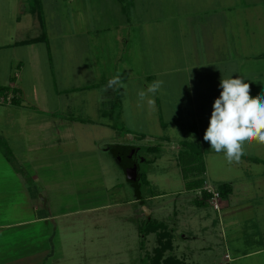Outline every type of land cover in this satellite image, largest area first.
<instances>
[{
  "label": "rangeland",
  "instance_id": "374dc122",
  "mask_svg": "<svg viewBox=\"0 0 264 264\" xmlns=\"http://www.w3.org/2000/svg\"><path fill=\"white\" fill-rule=\"evenodd\" d=\"M41 2L45 30L27 12L29 0H0V86L16 82L28 102L0 104V223L34 219V204L55 219L3 230L0 264H18L10 262L20 258L14 240L27 250L47 248L35 264H149L157 256L159 264H264V164L251 161H264V144L247 145L238 163L211 150L205 121L221 80L211 72L204 85L194 68L179 72L204 59L235 60L246 66L241 78L251 95L264 94V0ZM216 25L235 38L234 51L206 53L204 32ZM13 32L18 41L46 35L3 48ZM14 56L23 71L10 68ZM155 81L163 86L151 92ZM196 85L206 87V99ZM182 142L201 149L211 190L233 186L220 210L209 202L198 207L200 192L186 189ZM116 144L135 149L142 203L110 150ZM152 220L171 235L160 242V230L141 233Z\"/></svg>",
  "mask_w": 264,
  "mask_h": 264
},
{
  "label": "clouds",
  "instance_id": "9594fccd",
  "mask_svg": "<svg viewBox=\"0 0 264 264\" xmlns=\"http://www.w3.org/2000/svg\"><path fill=\"white\" fill-rule=\"evenodd\" d=\"M222 75V92L215 99L209 126L204 134L211 150L223 153L228 163L240 162L246 154V146L253 143L264 144V94L253 97L249 83L244 79ZM119 82V77L109 81V87ZM161 82L149 85L155 92ZM144 98L145 93H139Z\"/></svg>",
  "mask_w": 264,
  "mask_h": 264
},
{
  "label": "crops",
  "instance_id": "0c3cea01",
  "mask_svg": "<svg viewBox=\"0 0 264 264\" xmlns=\"http://www.w3.org/2000/svg\"><path fill=\"white\" fill-rule=\"evenodd\" d=\"M24 10L27 11L26 6H25ZM17 12H19V11H17ZM26 14L27 13L25 12L24 14H21V17H17V24L18 25H20V24L22 25V21H24V18L27 17ZM214 14H215L214 16L211 15L210 17H214V21L216 22L217 19H219L220 15H219L218 12H214ZM22 15H23V17H22ZM152 24L154 25V23H152ZM21 25L18 27L19 30L21 29ZM218 26L219 25H216V27L210 29L211 32H209L208 29H207V32H204L205 33L204 34L205 35L204 36V39H205L204 41L206 43V48H207V52L206 53H208L209 50L211 51L210 53H212V54H213V52L215 50L234 51L235 47H236L234 45V42H235L234 39L235 38L230 37L231 34L229 35V31H227L226 29L224 31H222V29L220 27H218ZM212 30H214L215 32L212 31ZM223 34H225V35L223 36ZM15 36H16V33L13 32V35H12L13 39H10L9 43L4 45V46H2V47L3 48H5V47H7V48L11 47L12 48V46H13V48H17V47L21 46V45H18L19 43H22L24 41L29 40V39H25V40H19L18 41V36L17 37H15ZM0 49H1V47H0ZM211 58H212V55H211ZM227 61L228 60H224L222 62H219V60L214 59V58L212 60L204 59L201 62L202 64H200L198 62V64L196 66H192V65L188 66V65H186V68L181 70V71H179V72L191 71V68H194L196 70V78L198 79L197 81H199L200 83H202L204 85H205V83H203V81H206V80H208L210 78L211 72L214 73L219 78V80H221L220 76L222 77V75L226 76V75L231 74L230 76H233L232 78H237V77L243 76L244 70H245V67H246L245 65L243 67H241V66L237 65L235 60H231L228 63H227ZM22 62L23 61L21 59H18V58H16L14 56L13 57V62L10 65V68L12 69L16 65L19 69H22ZM226 63H227V66L225 67ZM232 64H234V65L232 66ZM240 64L242 65L243 63L240 62ZM220 66H223V68H220ZM236 66H237V69L234 68ZM229 67H231V68H229ZM208 68H211V71H209ZM22 71H23V69H22ZM164 73L165 74H171V72H167V71H164ZM21 76H22V72L19 73V75L17 74L18 79ZM159 76L161 77L160 80H163V81L167 80V79H163V74H160ZM190 80L191 79H189V81ZM208 81H212V80H208ZM206 85L209 87V91H211L213 89L216 90V87H215V86H217L216 84L212 83V85L211 84H206ZM7 86H9L11 89H17L18 94L16 96H17V98H19L20 102L23 100V103H25V104L28 103L27 101H24L25 96L22 94V89L19 88V86L17 85L16 82L15 83L10 82V84L7 85ZM162 86L163 85H161V87ZM196 88H197V90L202 92L201 96H203L204 99H206L208 97L207 96L208 94L206 95L207 89H206L205 86L203 87L201 85H196ZM9 95H13V94L10 93ZM33 98H34V103H35L36 108L39 109L38 108L39 104H38L37 93L33 96ZM195 103H196V105H195V107H193L194 108L193 110L195 111V114H196V106H197L198 103L197 102H195ZM0 104L8 105V106L11 105L5 98L0 99ZM193 104H194V101H193ZM208 106H210V102L208 103ZM212 111H211V113H212ZM211 113H210L209 116H207L208 117L207 121H205V123H208V125L205 126L206 129L209 126ZM107 127H109V126H107ZM82 128H84V126ZM116 145H125V144H116ZM110 146L112 147L114 145H110ZM34 193L35 192H33L31 194L32 195V200L36 201L37 195H35ZM32 208L36 212V217L34 219H23V220H19V221H16V222L0 223V236L2 237L5 234L4 232H2L3 230H7V229L13 228V229H17L19 231H23L24 228L27 227V226H32V225L39 224V223H46L47 224V223H50L51 221H54L55 217L50 216L48 214V212L45 211V210L44 211L39 210L38 204H34V206ZM48 233L50 234L51 232H48ZM53 234H56V233L54 232ZM41 235H44V234H40V236ZM50 236H51V234L48 236L49 238H46L47 239V244L49 242V243L54 245V243H53L54 239H53V237H50ZM5 237H6V235H5ZM22 240H24V239H22ZM3 241H7V242H4V243L6 245H9L8 242H10L11 240L4 239ZM21 244L22 243L20 241H18V240L17 241H15V240L13 241V245H12L11 251H13V250L17 251L18 254L16 256H18L20 258L12 259L10 262H12V263L17 262L18 264H26V263L29 264L27 262V260H29L31 264H35V260H37V258L40 255L45 254V253L49 254V252L47 251V248H45V250H42V249H39V248H36V247L32 246L29 250H27V248H28V247L26 248L27 245L23 246ZM21 246H23V248H21ZM3 249H5V248H3Z\"/></svg>",
  "mask_w": 264,
  "mask_h": 264
},
{
  "label": "trees",
  "instance_id": "16d2710c",
  "mask_svg": "<svg viewBox=\"0 0 264 264\" xmlns=\"http://www.w3.org/2000/svg\"><path fill=\"white\" fill-rule=\"evenodd\" d=\"M42 7L43 5L41 0H29V10L27 12L32 13L34 15L37 14L41 23V27L43 28V30H45ZM45 35L46 34L43 33L42 37L29 39L27 41L19 43L18 45L33 44L36 41L43 40L45 38ZM10 93L13 94L14 96L10 104L19 105L20 100L16 96L18 94L17 89H11L9 86H0V99L6 98ZM127 147H132V146L114 145L110 147V150H112L116 158L119 160L120 164H122L123 168L125 169L128 181H130L135 187L137 198L142 203V196L140 192V180L142 178V174L139 173V164L135 163L136 168H134L131 163L126 161L125 149ZM204 159H205L204 155L201 149L198 147V145L189 142L181 143L180 151L178 153V165L181 167V173L185 181L186 189L188 191L200 192V197H197L194 200L195 204L198 207H202L205 204H207L212 197V194L209 193L208 190H206V186H207L205 180L206 164ZM251 161L264 164V161L259 159H252ZM217 191L219 192L222 200H225L233 193V186L230 183H223L219 186ZM159 230L161 231L160 233ZM144 231L145 232H141V233H145V235L150 234L152 232L159 233L161 239L160 242H162L163 238L171 235V234L169 235L170 231L168 226L164 222L156 221V220L150 221L147 227H145ZM166 247H170V240H168L167 243L163 245V250ZM158 257L159 256H157V258ZM157 258L151 259L149 261V264H159L160 258L158 260ZM168 264H180V261L171 258Z\"/></svg>",
  "mask_w": 264,
  "mask_h": 264
},
{
  "label": "built area",
  "instance_id": "2783aa9c",
  "mask_svg": "<svg viewBox=\"0 0 264 264\" xmlns=\"http://www.w3.org/2000/svg\"><path fill=\"white\" fill-rule=\"evenodd\" d=\"M13 97H14L13 95H8L5 99L10 103ZM206 190H208V192L212 194V197H211V199L209 201L211 206L215 210H220L221 209V204H222V198H221L219 192L217 190H211L208 186H206Z\"/></svg>",
  "mask_w": 264,
  "mask_h": 264
},
{
  "label": "water",
  "instance_id": "95a60500",
  "mask_svg": "<svg viewBox=\"0 0 264 264\" xmlns=\"http://www.w3.org/2000/svg\"><path fill=\"white\" fill-rule=\"evenodd\" d=\"M134 153H135V149L132 148V147H127L125 149L126 161L129 162V163H131L132 166L134 168H136V164L133 162V155H134Z\"/></svg>",
  "mask_w": 264,
  "mask_h": 264
},
{
  "label": "flooded vegetation",
  "instance_id": "af4514ba",
  "mask_svg": "<svg viewBox=\"0 0 264 264\" xmlns=\"http://www.w3.org/2000/svg\"><path fill=\"white\" fill-rule=\"evenodd\" d=\"M133 162L136 163L135 153L133 155Z\"/></svg>",
  "mask_w": 264,
  "mask_h": 264
}]
</instances>
